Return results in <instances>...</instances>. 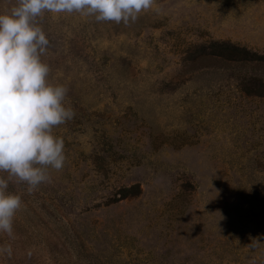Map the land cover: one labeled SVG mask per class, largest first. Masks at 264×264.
Instances as JSON below:
<instances>
[{"label":"rangeland","instance_id":"rangeland-1","mask_svg":"<svg viewBox=\"0 0 264 264\" xmlns=\"http://www.w3.org/2000/svg\"><path fill=\"white\" fill-rule=\"evenodd\" d=\"M39 24L75 116L53 129L61 170L32 193L9 180L23 207L0 264H264V97L242 90L264 66L201 53L215 40L264 53V0H155L127 26L48 12Z\"/></svg>","mask_w":264,"mask_h":264},{"label":"clouds","instance_id":"clouds-1","mask_svg":"<svg viewBox=\"0 0 264 264\" xmlns=\"http://www.w3.org/2000/svg\"><path fill=\"white\" fill-rule=\"evenodd\" d=\"M155 0H16L0 13V234L15 239L14 219L23 207L10 192L16 178L32 193L49 181V169L61 170L66 161L64 140L53 129L75 116L66 105L68 88L49 81L50 67L42 60L50 44L39 18L79 13L96 22L135 23ZM157 12L161 9L157 8ZM0 255L13 256L10 243ZM31 255V253H29Z\"/></svg>","mask_w":264,"mask_h":264},{"label":"trees","instance_id":"trees-1","mask_svg":"<svg viewBox=\"0 0 264 264\" xmlns=\"http://www.w3.org/2000/svg\"><path fill=\"white\" fill-rule=\"evenodd\" d=\"M202 55L214 56L226 61L250 64L251 66H264V53H258L244 46H239L230 41L215 40L202 47ZM248 83L242 90L248 95L264 97V79L251 75L247 77ZM140 193L138 185L125 187L121 190L120 198Z\"/></svg>","mask_w":264,"mask_h":264}]
</instances>
